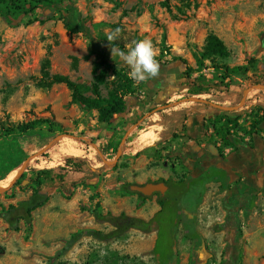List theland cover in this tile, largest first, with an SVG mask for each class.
Listing matches in <instances>:
<instances>
[{
    "label": "rangeland",
    "instance_id": "rangeland-1",
    "mask_svg": "<svg viewBox=\"0 0 264 264\" xmlns=\"http://www.w3.org/2000/svg\"><path fill=\"white\" fill-rule=\"evenodd\" d=\"M4 3L0 0V186L9 185L10 176L15 177L26 161L27 166L19 184L0 193V233L6 241L5 247L0 244V264H156L153 257L141 252V235L134 231L99 243L84 235L87 231L108 233L113 229L108 223L98 222L96 214L112 215L114 209L124 211L125 207H132L134 215L142 213L141 204L133 208L132 201L123 202L128 192L118 198L112 169L118 166L121 155L113 167H105L103 160L111 162L115 158V146L140 120L121 146V153L128 139L138 140V135L149 127H161L156 119H163L164 113L157 108L177 105L183 109L198 104L187 98L220 102V86H226L227 97L235 95L236 106L243 92L248 91L242 108L247 105L248 95L264 99V90L254 89L264 85V0H166L168 8L161 0H63L62 6L55 3L32 11L26 7L23 12L9 10ZM69 6L81 14L97 36L108 40L119 29L115 39L108 40L115 48L127 51L134 40L150 39L157 62L176 66L177 77L169 82L161 77L162 89L149 96L144 88L151 79L136 83L128 74L134 93L126 97L124 112L114 116L111 125L99 123L96 111L71 103L64 84L47 87L49 80L43 77L47 73L85 86L93 83L99 59L95 55L83 59L88 40L65 29L59 14ZM47 16L53 19L44 24L31 23L34 18L44 20ZM211 35L220 38L230 52L225 64L247 71L241 69L224 79L210 63L202 62L200 53ZM174 56L186 65L173 62ZM119 69L112 63L106 70L105 83L100 87L102 96L111 90L114 72ZM102 70L99 68L97 74ZM191 83L206 87L208 92L190 95ZM168 100L172 102L166 103ZM255 109L243 113L241 126L247 128L257 118ZM38 118L48 119L53 126L37 125L27 133H4ZM215 123L216 128L223 125L219 120ZM215 135L222 141L220 151L224 152V146H228L223 141L225 134ZM58 136L49 149L35 156ZM67 159L87 170L86 177L79 180L76 175L68 176ZM34 190L46 194L49 202L32 212L30 232L23 221L18 232L10 230L3 215L10 206L20 208ZM255 209L251 226L264 228L263 197H258ZM262 233L259 237L264 241ZM75 234L80 235L79 240L68 249L66 245ZM241 247L235 258L239 257L238 264H264V253L255 246Z\"/></svg>",
    "mask_w": 264,
    "mask_h": 264
},
{
    "label": "crops",
    "instance_id": "crops-1",
    "mask_svg": "<svg viewBox=\"0 0 264 264\" xmlns=\"http://www.w3.org/2000/svg\"><path fill=\"white\" fill-rule=\"evenodd\" d=\"M161 65L162 69L159 74L150 78L151 81L144 88V92H147L149 96L157 94L158 90L162 89L161 77L169 82L179 73L176 66ZM249 97L250 95H248ZM218 98H221L222 101H207L209 104L198 103L183 109L177 105H165L157 108L164 113L163 119L158 116L156 119L162 123V126L149 127L142 131L138 135V140L130 141L128 139L127 144L122 148L118 166L114 169L111 168L112 174L115 173L118 198L126 196L125 191L128 192L129 194L123 197V202L132 201L133 208L135 205L141 204L142 212L134 215L132 207H125L124 211L114 209L112 213L114 216L125 213L128 216L149 220L160 210L157 202L158 193L141 198L138 193L130 190V186L163 183L167 189L161 196L175 195L177 199L179 196L173 191L171 185L187 180L190 171L192 175L199 176L206 169L209 174L218 178L219 181L225 180L227 184L226 190L221 191L220 182L207 183L202 200L197 207L193 205L196 200L193 195L188 201L178 200V203L183 204L184 207L179 211L177 219L179 221H175L173 224L175 233L170 255L166 247L158 248L160 238L158 239L156 232L142 233L130 230L141 235L140 243L143 247L141 252H146L149 257H153L156 264H238L239 257L235 258L239 255L241 246H255L260 253H264V241L259 237L263 234L264 228L254 229L251 226L254 224L252 221L257 210L254 207L247 216L245 215L250 197L255 196V202L258 197L264 198V137L261 135L264 130L250 136L248 142L224 146L225 155L220 159L218 151H220L222 141L215 137L213 127H216L217 120L220 122L219 125L229 121L227 124L229 134V126L231 124L237 126L238 123L243 125L245 117L243 113H250L254 107H256L255 112L258 111L257 118H261L264 112L257 109H264V99L257 98L259 103L249 111L246 110L247 105H245L234 112H222L210 104L237 107L240 102L236 106L234 104L235 95L227 97L225 92L220 93ZM188 99L190 98H187L186 101ZM170 102L172 100H168L166 103ZM139 122L137 123L139 124ZM251 123L248 126H251ZM262 128L264 129V124ZM121 142L115 146L117 151L121 150ZM203 161V169L200 170L199 163ZM123 164L126 165L124 169L121 166ZM66 172H68V176L76 175L79 180L87 175V170L72 172L68 169ZM236 186L240 189V196H235L237 194ZM194 190H196L195 187L192 191ZM228 191H232L233 196L227 197ZM237 200H240L241 203L235 207ZM223 202L225 204H222ZM189 228L195 229L199 235L198 239L185 237L184 229ZM236 228L241 232L238 236L235 235ZM4 237L5 235L0 233V244L5 247ZM244 241L247 242V245H242ZM154 250H159L158 255L154 254Z\"/></svg>",
    "mask_w": 264,
    "mask_h": 264
},
{
    "label": "trees",
    "instance_id": "trees-1",
    "mask_svg": "<svg viewBox=\"0 0 264 264\" xmlns=\"http://www.w3.org/2000/svg\"><path fill=\"white\" fill-rule=\"evenodd\" d=\"M63 0H5L6 8L9 10H16L23 12L24 8L30 7L29 11L35 10L39 7H48L53 4H61ZM163 7H167L166 0H161ZM168 8V7H167ZM59 17L65 27V29L71 34H82L89 42L87 55L83 59H89V57L95 55L99 61L95 64L93 70V83L90 86H85L82 84H76L69 80L65 76L54 75L52 77L44 73L43 77L48 79L46 86L49 87L52 84H64L70 91V100L73 105H76L85 110H94L97 113V120L101 124L111 125L113 117L122 114L126 107L125 99L127 96H132L134 89L132 86V80L128 77L129 69L126 65L122 64L118 57L111 54V48H115L112 44L108 42L102 35H96L92 28L85 23V20L81 18V14L73 7H68L62 10ZM52 16H47L46 19L41 20L39 18H34L31 23L38 22L39 24H44L46 21L52 20ZM230 56V52L225 46L224 42L215 35L208 36L205 42V46L200 53V60L202 62H208L211 68L216 72H221L224 79L225 76L231 74H237L241 69L247 71L248 68L243 67H229L225 64ZM173 62L180 61L183 65L186 62L177 56L172 58ZM116 63L119 65V72H114L112 88L108 92L107 96L104 97L101 94L100 87L105 83V73L107 69L111 68V64ZM160 67L162 65L159 63ZM103 70L97 74V70L102 68ZM162 68H159V71ZM187 71L192 72L190 68ZM178 74H176L177 77ZM189 76V75H187ZM220 92H226V86L219 87ZM208 89L204 86H198L195 83H191L189 87V94L192 96L201 95L207 93ZM262 110L264 109H257ZM257 112H255V117H257ZM227 123L223 124L219 128L214 127V131L217 134L223 133L225 145H236L239 143L234 137L228 134ZM264 124V114L259 119H254L251 123V129L256 131L264 130L262 125ZM37 125H47L48 127L53 126L48 119L38 118L29 121L16 129L5 130L6 135L14 133L15 130L20 133H27L33 131ZM257 133V132H256ZM255 132H250V136H254ZM114 153H117V148L114 149ZM79 155V152L76 156ZM70 169L72 172H83L84 168L80 165L72 163V160L67 159L66 169ZM13 174H16L14 172ZM11 180L14 175L10 176ZM221 179V178H219ZM223 180V179H221ZM219 181L218 178L205 172L201 178L197 181L192 179H187L181 181L177 184H172L171 188L179 197L175 198V195H166L162 197L158 194V204L160 210L149 220H144L142 218L128 216L125 213H120L118 216H113L109 213L106 215L96 214L95 219L98 222L108 223L113 228L108 233L98 232V231H87L84 235L90 237L94 240L100 242H107L115 238H120L129 230H137L142 233L156 232L158 235V248L161 246L166 247L169 255L172 253L173 239H174V223L179 217V211L183 209L184 205H180L178 200L188 201L195 196L196 200L194 202V207H197L202 200V196L205 191V185L210 182H220V190L224 191L227 188L225 180ZM55 182L54 179L51 180ZM19 184V180L15 182L13 187ZM8 183L3 184L1 187H6ZM193 187L196 190H193ZM129 191V188H127ZM192 191V192H191ZM141 198L144 196L138 194ZM250 202L247 204L246 216L249 211L255 207V196L250 197ZM48 201V196L46 194L40 193L38 190H34L29 198L22 202L20 208L10 206L5 215H3V220L8 224V228L14 232L20 230L19 223L23 221L26 225V229L30 232L32 227V212L39 207H42ZM192 224V223H191ZM193 227V226H192ZM185 237L188 239H198L199 235L193 228L184 229ZM80 235H72L68 241L66 247L71 248L78 240ZM159 248V249H160ZM159 250H154V254L158 255ZM172 257V256H171ZM169 258V260L171 259Z\"/></svg>",
    "mask_w": 264,
    "mask_h": 264
},
{
    "label": "clouds",
    "instance_id": "clouds-1",
    "mask_svg": "<svg viewBox=\"0 0 264 264\" xmlns=\"http://www.w3.org/2000/svg\"><path fill=\"white\" fill-rule=\"evenodd\" d=\"M118 32L119 29H116L108 37V40L115 39V34ZM111 54L118 57L122 64L128 67L129 76L136 83L144 82L159 74L160 65L157 62L154 45L150 39L134 40L127 51L112 47Z\"/></svg>",
    "mask_w": 264,
    "mask_h": 264
},
{
    "label": "water",
    "instance_id": "water-1",
    "mask_svg": "<svg viewBox=\"0 0 264 264\" xmlns=\"http://www.w3.org/2000/svg\"><path fill=\"white\" fill-rule=\"evenodd\" d=\"M254 89H262L264 90V86L263 85H258V86H255ZM248 93V91H244L243 94H242V98H241V101H240V104L239 106L237 107H223V106H220V105H214V104H210L212 107H214L215 109L217 110H220L222 112H234V111H237L239 110L240 108H242V104L244 103V100L246 98V94ZM188 101H192V102H196V103H203V104H209L207 101L205 100H201V99H196V98H190L188 99ZM138 125L135 124L132 126L131 129H129L127 131V133L125 134L122 142H121V145L124 144L125 140L127 139L128 135L131 133V131L134 130V128H136ZM61 136H58L56 137L52 142H50L44 149L40 150L37 154H35V156H40L42 155L47 149H49L55 142L58 141V139L60 138ZM121 155V150L118 149L117 153H116V156L115 158L111 161V162H107L105 160H103V164L105 167H113L119 157ZM26 166H27V161L22 165V167L18 170L17 174L15 175V177L13 178V180L10 182V184L7 186V187H1L0 186V193H4V192H7L14 184L16 181H18L20 179V177L22 176V174L24 173V171L26 170ZM167 189L166 185L163 184V183H158V184H153V183H148L144 186H130V190L132 192H135V193H138L144 197H150L152 196L153 194L155 193H158L160 195H164V191Z\"/></svg>",
    "mask_w": 264,
    "mask_h": 264
},
{
    "label": "built area",
    "instance_id": "built-area-1",
    "mask_svg": "<svg viewBox=\"0 0 264 264\" xmlns=\"http://www.w3.org/2000/svg\"><path fill=\"white\" fill-rule=\"evenodd\" d=\"M258 103H259V101L256 97H254L253 99H252V97H249L246 110L249 111L253 106L257 105ZM241 125L238 123L237 126H235L234 124H231L229 126L230 136L234 137L239 142H243V143L248 142V140H250V134H249L250 132H255V133L257 132L258 133V131H256V129L252 130L251 126H247V128H246L245 126H241ZM261 135L264 137V133H261ZM125 264H131V261H126Z\"/></svg>",
    "mask_w": 264,
    "mask_h": 264
},
{
    "label": "flooded vegetation",
    "instance_id": "flooded-vegetation-1",
    "mask_svg": "<svg viewBox=\"0 0 264 264\" xmlns=\"http://www.w3.org/2000/svg\"><path fill=\"white\" fill-rule=\"evenodd\" d=\"M225 154H224V152H221V151H218V158H223V156H224ZM199 165H200V167H199V169L201 170V169H203V165H204V161L203 162H201V163H199ZM205 172H208V170L206 169V170H204V171H202V173L199 175V176H194V175H192L191 174V171L189 172V176H188V178L189 179H192V180H194V181H197V180H199L200 178H201V176L205 173ZM205 188V187H204ZM239 187H235V191L237 192V194L235 195V196H240L241 195V193H239ZM231 197V196H233V194H232V191H228L227 192V197ZM238 202H237V204L235 205V207L236 206H238V205H240V203H241V201L240 200H237ZM222 204H225V202H223ZM234 207V208H235ZM239 234H241V232L239 231V229L238 228H236L235 229V235H239Z\"/></svg>",
    "mask_w": 264,
    "mask_h": 264
}]
</instances>
